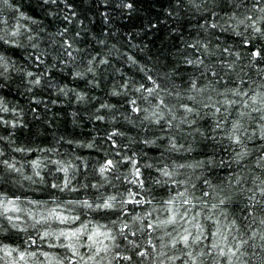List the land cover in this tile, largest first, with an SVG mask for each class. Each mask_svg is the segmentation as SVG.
Instances as JSON below:
<instances>
[{
  "label": "clouds",
  "instance_id": "9594fccd",
  "mask_svg": "<svg viewBox=\"0 0 264 264\" xmlns=\"http://www.w3.org/2000/svg\"><path fill=\"white\" fill-rule=\"evenodd\" d=\"M0 264H264V0H0Z\"/></svg>",
  "mask_w": 264,
  "mask_h": 264
}]
</instances>
